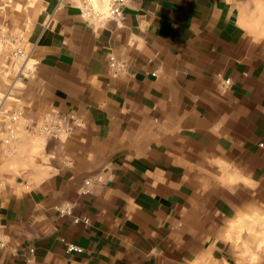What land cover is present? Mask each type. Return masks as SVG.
Masks as SVG:
<instances>
[{
    "label": "crops",
    "instance_id": "0c3cea01",
    "mask_svg": "<svg viewBox=\"0 0 264 264\" xmlns=\"http://www.w3.org/2000/svg\"><path fill=\"white\" fill-rule=\"evenodd\" d=\"M54 2L1 100L29 136L70 121L7 174L0 264H237L231 227L264 217V0Z\"/></svg>",
    "mask_w": 264,
    "mask_h": 264
},
{
    "label": "rangeland",
    "instance_id": "374dc122",
    "mask_svg": "<svg viewBox=\"0 0 264 264\" xmlns=\"http://www.w3.org/2000/svg\"><path fill=\"white\" fill-rule=\"evenodd\" d=\"M54 3V0H0V100L8 97L15 84L20 83L26 58L20 57L18 51L28 52L30 42L42 28ZM10 101L6 108H9ZM19 136L17 151L0 158V176L6 182H10L6 178L10 170L19 175L25 151H29L33 160L40 143L46 138L42 134L30 137L23 129ZM231 228L233 231L227 238L235 246L236 258L240 262L237 264H264V217L247 216L246 220L236 222Z\"/></svg>",
    "mask_w": 264,
    "mask_h": 264
},
{
    "label": "built area",
    "instance_id": "2783aa9c",
    "mask_svg": "<svg viewBox=\"0 0 264 264\" xmlns=\"http://www.w3.org/2000/svg\"><path fill=\"white\" fill-rule=\"evenodd\" d=\"M71 0H56L57 8H61L69 3ZM139 0H112L108 9L102 12L96 9L89 1L83 0L80 7L82 16L88 22L99 21L103 22L109 19H121L124 15V8L132 2H138ZM20 57L28 58V54L22 50L18 51ZM109 67L114 76H119L121 73L126 71V64L122 62L115 56H111L109 59ZM226 85L230 84V81H225ZM68 118H63L58 115H49L44 118V120L37 125L35 133L42 134L46 137L57 138L60 134L67 131V125L69 124ZM23 118L19 111L12 112L10 114H5L3 111V102L0 101V141L4 146L5 150L12 154L18 149L17 143L20 139L19 133L23 129ZM92 182L87 181L83 193L89 192V187ZM5 187V181L0 176V193ZM28 188V187H27ZM66 215L72 216V211L70 209L65 210ZM76 224L83 223L87 225L89 223L88 219L85 218H74ZM68 253H82L83 249L75 244L67 245ZM34 250H30V256L27 261L31 263L33 261Z\"/></svg>",
    "mask_w": 264,
    "mask_h": 264
}]
</instances>
